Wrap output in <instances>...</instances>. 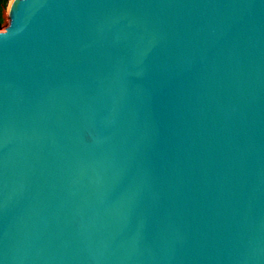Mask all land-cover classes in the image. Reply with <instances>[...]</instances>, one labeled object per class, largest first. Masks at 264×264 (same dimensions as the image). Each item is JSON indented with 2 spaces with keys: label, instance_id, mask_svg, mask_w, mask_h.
<instances>
[{
  "label": "water",
  "instance_id": "obj_1",
  "mask_svg": "<svg viewBox=\"0 0 264 264\" xmlns=\"http://www.w3.org/2000/svg\"><path fill=\"white\" fill-rule=\"evenodd\" d=\"M0 264H264V0H9Z\"/></svg>",
  "mask_w": 264,
  "mask_h": 264
},
{
  "label": "trees",
  "instance_id": "obj_2",
  "mask_svg": "<svg viewBox=\"0 0 264 264\" xmlns=\"http://www.w3.org/2000/svg\"><path fill=\"white\" fill-rule=\"evenodd\" d=\"M8 2H9V0H0V24L2 23L3 13L6 9Z\"/></svg>",
  "mask_w": 264,
  "mask_h": 264
},
{
  "label": "rangeland",
  "instance_id": "obj_3",
  "mask_svg": "<svg viewBox=\"0 0 264 264\" xmlns=\"http://www.w3.org/2000/svg\"><path fill=\"white\" fill-rule=\"evenodd\" d=\"M8 22H9L8 15H7L6 9H5V11L3 13V20H2V23L0 24V30L5 29L8 26Z\"/></svg>",
  "mask_w": 264,
  "mask_h": 264
}]
</instances>
